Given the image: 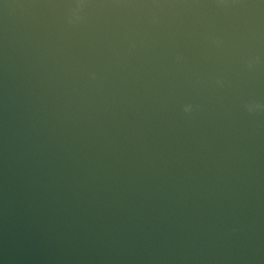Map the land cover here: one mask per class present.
Instances as JSON below:
<instances>
[{
  "label": "water",
  "instance_id": "1",
  "mask_svg": "<svg viewBox=\"0 0 264 264\" xmlns=\"http://www.w3.org/2000/svg\"><path fill=\"white\" fill-rule=\"evenodd\" d=\"M0 264H264V0H0Z\"/></svg>",
  "mask_w": 264,
  "mask_h": 264
},
{
  "label": "clouds",
  "instance_id": "2",
  "mask_svg": "<svg viewBox=\"0 0 264 264\" xmlns=\"http://www.w3.org/2000/svg\"><path fill=\"white\" fill-rule=\"evenodd\" d=\"M249 110L251 111V108H250ZM185 111H186V112L191 111V107H190V106L186 107V108H185Z\"/></svg>",
  "mask_w": 264,
  "mask_h": 264
}]
</instances>
